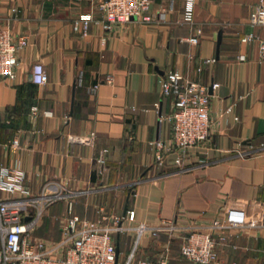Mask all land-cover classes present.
<instances>
[{
	"label": "crops",
	"instance_id": "obj_1",
	"mask_svg": "<svg viewBox=\"0 0 264 264\" xmlns=\"http://www.w3.org/2000/svg\"><path fill=\"white\" fill-rule=\"evenodd\" d=\"M258 2L196 0L188 21L185 0H153L151 22L132 19L110 31L91 24L82 37L72 24L89 11L86 0H0V28L28 39L17 53L15 80L0 77V164L19 166L34 194L44 187L62 191L65 198L53 208L65 211L70 203L85 219L101 206L115 215L134 210L136 222L169 219L211 232L227 209H242L247 224L219 242L216 264H264V62L257 41H240L250 32L264 39V26L248 24ZM196 28L202 34L192 44ZM207 58L214 63L204 65ZM34 62L44 65L47 84L31 83ZM168 71L219 84L210 93L209 139L193 149L184 170L156 166L149 146L170 137V124L160 118L170 111L159 85ZM91 133V146L74 141ZM102 148L109 150L108 173L100 179L93 158ZM184 234L144 237L136 260L158 258L168 240L181 243ZM124 237L131 243L121 235L119 250Z\"/></svg>",
	"mask_w": 264,
	"mask_h": 264
},
{
	"label": "built area",
	"instance_id": "obj_2",
	"mask_svg": "<svg viewBox=\"0 0 264 264\" xmlns=\"http://www.w3.org/2000/svg\"><path fill=\"white\" fill-rule=\"evenodd\" d=\"M56 1V0H50ZM89 11L82 13L72 24L74 32L82 37L88 35L91 24L99 25L103 31H110L117 25H123L136 19L139 22H151L148 14L153 0H86ZM196 0H185L184 14L191 20ZM15 11V9H13ZM250 27L264 26V0H259L248 18ZM202 34L196 28L188 41L197 44ZM248 44L257 41L258 58L264 62V39L254 33L245 34L240 39ZM28 45L26 36L15 37L8 28H0V77L13 81L18 66L17 53ZM214 59H204L203 64L210 66ZM201 70V69H199ZM31 83L37 86L48 82L44 65L34 62L30 69ZM112 83V76L104 78ZM161 95L169 101V113L160 116L170 124V137L158 138L149 143L155 165L164 167L174 165L182 170L186 168L193 149L209 139L211 94L207 85L192 81L178 71H168L159 80ZM218 83H212L215 89ZM99 83L87 88L90 95L98 91ZM158 106V105H156ZM35 110V109H34ZM232 106L226 112H231ZM238 120V117H234ZM95 133L88 137L74 138L83 145H93ZM17 140L10 146L17 147ZM109 150L102 148L93 158L95 173L100 179L108 173ZM0 192L6 198H0V264H170L168 247L156 259H135V252L144 237L168 238L184 229L181 235L180 255L190 264H216L218 262L219 242L226 239L229 231L247 224L244 210L229 208L222 217L211 223V232H199L180 227L175 221L162 219L155 225L136 222L134 210H126L123 215L107 214L101 206H95V217L85 219L74 213L69 203L60 219V236L55 240L33 237L32 231L41 224L43 211L47 206L65 198L62 191L47 193L44 187L34 194L26 173L19 166L7 167L0 164ZM25 218H28L25 221ZM121 235L130 236L132 249L125 256L116 243ZM119 248V242H118Z\"/></svg>",
	"mask_w": 264,
	"mask_h": 264
},
{
	"label": "rangeland",
	"instance_id": "obj_3",
	"mask_svg": "<svg viewBox=\"0 0 264 264\" xmlns=\"http://www.w3.org/2000/svg\"><path fill=\"white\" fill-rule=\"evenodd\" d=\"M57 205L56 203L47 206L42 214L41 224L37 229L32 231L33 237H39L44 238L48 240H55L59 238L60 232H59V225H60V219H62L64 215V209L62 207L53 208ZM168 257L170 261H175L177 264H188L186 261L180 257L179 249H180V243H174L168 240ZM129 240L126 242V238H122L120 242V251L122 252V255L125 256L128 254L132 249V240L129 247ZM141 245V244H140ZM126 249L128 253H126ZM140 247L135 252V259L139 258L140 254ZM163 252V251H162ZM162 252L158 253V255H162ZM157 255V254H156ZM171 264V263H170Z\"/></svg>",
	"mask_w": 264,
	"mask_h": 264
},
{
	"label": "water",
	"instance_id": "obj_4",
	"mask_svg": "<svg viewBox=\"0 0 264 264\" xmlns=\"http://www.w3.org/2000/svg\"><path fill=\"white\" fill-rule=\"evenodd\" d=\"M132 19H134V18H132ZM220 43H221V33L219 32L218 33V39H217V54H218V48H219V45H220ZM75 88V84H74V86H73V89ZM209 93H211V87H209ZM73 100H74V91H73V93H72V103H73ZM71 115H72V110H71V113H70ZM28 220V218H25V221H27ZM117 241H118V236H117ZM118 251H119V248H118V242L116 243V254H118Z\"/></svg>",
	"mask_w": 264,
	"mask_h": 264
},
{
	"label": "trees",
	"instance_id": "obj_5",
	"mask_svg": "<svg viewBox=\"0 0 264 264\" xmlns=\"http://www.w3.org/2000/svg\"><path fill=\"white\" fill-rule=\"evenodd\" d=\"M58 239V238H57Z\"/></svg>",
	"mask_w": 264,
	"mask_h": 264
}]
</instances>
